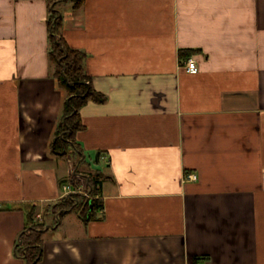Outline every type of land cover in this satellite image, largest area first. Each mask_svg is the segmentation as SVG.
Listing matches in <instances>:
<instances>
[{
	"label": "crops",
	"instance_id": "0c3cea01",
	"mask_svg": "<svg viewBox=\"0 0 264 264\" xmlns=\"http://www.w3.org/2000/svg\"><path fill=\"white\" fill-rule=\"evenodd\" d=\"M76 1L0 0V264H25L33 206L38 264H264V0ZM52 9L107 98L80 110L81 159L50 151ZM93 172L103 209L55 215Z\"/></svg>",
	"mask_w": 264,
	"mask_h": 264
},
{
	"label": "trees",
	"instance_id": "16d2710c",
	"mask_svg": "<svg viewBox=\"0 0 264 264\" xmlns=\"http://www.w3.org/2000/svg\"><path fill=\"white\" fill-rule=\"evenodd\" d=\"M62 1L64 0H57V2ZM80 1H76V8L79 7ZM56 5L57 3L54 4V8L57 7ZM48 27L50 30L49 58L50 63L53 64L52 76L56 80L58 88L64 93L58 127L50 144V151L57 156H67L70 151H73L81 159L84 152L76 136L77 133L84 130L85 126L80 117V110L89 101L101 104L105 103L107 98L93 89L91 79L84 71L85 53L70 48L61 37L62 15L59 11L53 9L50 11ZM191 53L188 52L182 56L188 60L192 57ZM99 177L98 172L91 173L89 177L90 194L94 196L98 195ZM81 182V179L73 176V186H77ZM53 207L55 215L60 211H76L85 224H88L103 209L101 199H89L84 195H71L70 198H64ZM36 211L34 206L30 209L26 231L22 235L23 244L21 247L18 246V254L23 258L25 264H38L43 256L42 237L46 225L40 220H35Z\"/></svg>",
	"mask_w": 264,
	"mask_h": 264
},
{
	"label": "built area",
	"instance_id": "2783aa9c",
	"mask_svg": "<svg viewBox=\"0 0 264 264\" xmlns=\"http://www.w3.org/2000/svg\"><path fill=\"white\" fill-rule=\"evenodd\" d=\"M184 68L192 74H196L199 72V65L195 59L192 57L189 58L184 62ZM195 179V176H192L191 179ZM67 194L72 195H84L87 198H91L90 196V190L87 186V184H81L79 186H76L75 188L71 186L64 187Z\"/></svg>",
	"mask_w": 264,
	"mask_h": 264
},
{
	"label": "water",
	"instance_id": "95a60500",
	"mask_svg": "<svg viewBox=\"0 0 264 264\" xmlns=\"http://www.w3.org/2000/svg\"><path fill=\"white\" fill-rule=\"evenodd\" d=\"M68 198H70V196ZM20 243L23 244V242L21 240H20Z\"/></svg>",
	"mask_w": 264,
	"mask_h": 264
}]
</instances>
